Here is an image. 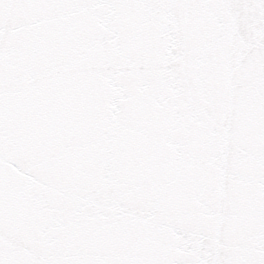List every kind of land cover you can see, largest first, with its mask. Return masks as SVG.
Masks as SVG:
<instances>
[{"label":"snow or ice","instance_id":"obj_1","mask_svg":"<svg viewBox=\"0 0 264 264\" xmlns=\"http://www.w3.org/2000/svg\"><path fill=\"white\" fill-rule=\"evenodd\" d=\"M0 264H264V0H0Z\"/></svg>","mask_w":264,"mask_h":264}]
</instances>
